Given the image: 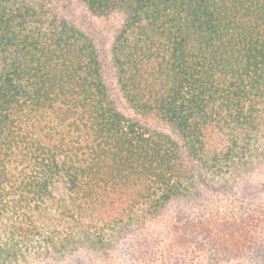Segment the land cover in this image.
<instances>
[{
    "label": "trees",
    "instance_id": "obj_1",
    "mask_svg": "<svg viewBox=\"0 0 264 264\" xmlns=\"http://www.w3.org/2000/svg\"><path fill=\"white\" fill-rule=\"evenodd\" d=\"M80 1L96 15L124 13L111 57L133 116L118 109L84 33L65 22L48 28L26 1L0 0V224L10 222L12 241L35 233L54 250L58 238L68 249L108 245L173 200L205 199L221 186L208 174L203 129L229 131L240 153L264 116V0ZM258 155L264 161V146ZM237 158L231 180L250 166ZM238 212L179 213L177 240L227 234L249 248L257 218L243 204ZM62 215L72 226L54 238L46 224ZM84 217L110 232H73ZM11 251L0 246V264Z\"/></svg>",
    "mask_w": 264,
    "mask_h": 264
},
{
    "label": "rangeland",
    "instance_id": "obj_2",
    "mask_svg": "<svg viewBox=\"0 0 264 264\" xmlns=\"http://www.w3.org/2000/svg\"><path fill=\"white\" fill-rule=\"evenodd\" d=\"M23 1L34 5L33 7L41 11L43 16H41L40 22L45 19L49 21L46 25L65 22L68 27L79 30L89 38L96 49L102 75L109 85L118 109L126 116H133V111L123 99L116 84L115 69L111 57L113 38L124 21V13L118 11L106 15H96L91 13L80 0ZM47 27L49 28V25ZM262 114L264 115V111ZM261 120V128L253 132L250 137L251 143L248 145L246 142L241 143L243 149L240 153L243 154L232 151L234 147L229 131H219L211 126H206L203 129L206 141L205 152H208L209 163H214L208 174L210 176L214 174L215 182L218 183L216 186H221L217 188V191H206L205 199L201 196L187 200H173L150 221H146L137 228L127 227L125 233L113 240L111 237L108 245L98 242L101 246H91L86 243L87 245L79 244L78 247H73V250L68 247L64 248L66 241L60 238L56 239L59 243L58 245L56 243L57 247L60 245L59 249L57 247L55 250L50 249L49 241L42 242V237L35 233H32L34 237L25 243L20 237L17 238L19 242H16V239L12 241L7 225L10 222L4 225L5 221L3 220V225L0 224V246L5 247L6 251L12 250L11 253H14L13 258L6 264H264V161L257 163V160L260 159L258 152L260 153L264 146V116ZM237 157L242 158L241 162H247L243 165L250 166L237 171L231 180L230 177L233 173L229 159L233 158L236 162L239 161ZM184 161L187 162L186 159ZM217 164L221 167L220 171L217 170L219 168H215ZM224 181H227V187L221 185ZM53 193L54 198L61 200V205L69 201L62 186L57 187ZM47 203L52 205L51 213L57 215L60 208L54 209V201ZM240 204L254 210L257 218L250 234L249 248H246L248 243L245 240L243 241L246 246L241 248L240 242L243 243L241 238L238 239L239 243L236 246H232L236 241L229 242L227 234L211 235L210 237L195 236L191 241L190 236L181 235L184 236V239L177 240L179 233L174 231V226L178 224L176 217L179 213L193 212L194 215H207L208 212L217 210L221 214L240 215L238 212ZM56 218L59 220L47 222L48 231H59L60 235L54 233V238L57 236L66 237L67 228L72 226L69 222L71 218L67 215ZM219 221L214 222L215 227L224 228L225 225ZM42 222L40 220L38 224L41 226ZM100 223L84 217L81 224L78 227H73L72 231L79 232L80 229H88L89 234L91 233L90 238L99 237L97 239L99 240L101 239L100 233L110 232H101L102 230L98 229L101 227ZM195 241H198L200 246H195ZM9 247L11 249H8ZM230 253H232V258H229L230 262H226Z\"/></svg>",
    "mask_w": 264,
    "mask_h": 264
}]
</instances>
